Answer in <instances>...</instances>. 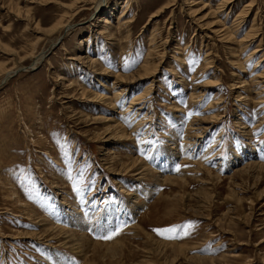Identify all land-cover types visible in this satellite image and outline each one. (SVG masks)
<instances>
[{"label": "rangeland", "instance_id": "obj_1", "mask_svg": "<svg viewBox=\"0 0 264 264\" xmlns=\"http://www.w3.org/2000/svg\"><path fill=\"white\" fill-rule=\"evenodd\" d=\"M99 1L0 0V264H264V0Z\"/></svg>", "mask_w": 264, "mask_h": 264}, {"label": "bare ground", "instance_id": "obj_2", "mask_svg": "<svg viewBox=\"0 0 264 264\" xmlns=\"http://www.w3.org/2000/svg\"><path fill=\"white\" fill-rule=\"evenodd\" d=\"M234 0H222L220 3H218L220 6H219V8L220 9H222V10H226V9H228V8H231L230 9V11H232V7H231V4H232V2H233ZM198 2H200V1H198ZM196 4V3H195ZM253 5H254V3L253 2H250V3H247V4H245V8H247L246 10H244V14L247 16L248 15V13H249V10H251V7H253ZM101 6H103V0H100L99 2H98V4H97V7H96V9H99ZM192 6V5H191ZM206 7V6H205ZM190 9V11H192L191 13H193V15H194V11H193V9H192V7H190L189 8ZM195 9V8H194ZM220 11V10H219ZM229 11V12H230ZM234 11V10H233ZM190 13V14H191ZM222 13V15H224L225 13H223V12H221ZM196 15V14H195ZM123 16V15H122ZM226 17H227V14H226ZM105 18V17H104ZM103 18V19H104ZM238 18V17H237ZM241 20V19H240ZM242 21V20H241ZM105 23L106 24H109L110 23V21H109V19L106 17L105 18ZM235 24H238V22H236ZM239 24H240V21H239ZM239 24L237 25V26H239ZM69 25L71 26V24H66L65 25V27L64 28H66L67 30H69V29H71V28H69ZM233 26V25H232ZM232 26H231V28H228V29H232ZM239 29V28H238ZM233 30V29H232ZM221 31V30H220ZM68 32V31H67ZM38 55V54H37ZM43 57H44V55L43 54H39L37 57H36V62H35V65H37L39 62H41L42 60H43ZM248 58V57H247ZM15 71L16 70H13V69H10V70H8L7 72H5V73H7L6 74V76H5V78L2 80V83H3V81H5L9 76H11V74L13 75L14 73H15ZM123 91V90H122ZM115 93V97L116 98H119L118 96H120V95H122L121 94V91L120 92H117V91H114ZM107 97L109 98V95H107ZM133 103V102H132ZM130 108V107H129ZM200 137H202V135H198L197 136V138H200ZM67 237H70L69 235L68 236H66V238ZM72 246H73V248L75 249V250H80V252H82L83 253V246H82V244L81 243H77V240H75V239H73V243H72ZM85 255V254H84Z\"/></svg>", "mask_w": 264, "mask_h": 264}, {"label": "snow or ice", "instance_id": "obj_3", "mask_svg": "<svg viewBox=\"0 0 264 264\" xmlns=\"http://www.w3.org/2000/svg\"><path fill=\"white\" fill-rule=\"evenodd\" d=\"M178 170V169H177ZM171 229H155V231L160 234V235H163L166 231H170ZM187 231H185V235H187ZM103 239H111V236H104V237H101ZM171 238V237H169Z\"/></svg>", "mask_w": 264, "mask_h": 264}, {"label": "water", "instance_id": "obj_4", "mask_svg": "<svg viewBox=\"0 0 264 264\" xmlns=\"http://www.w3.org/2000/svg\"><path fill=\"white\" fill-rule=\"evenodd\" d=\"M17 72H19V71H18V70H17V71H15V73H17ZM15 73H14V74H15ZM10 77H11V76H9L7 79H9ZM7 79H6V80H7ZM6 80H5V81H6ZM5 81H3V82H5Z\"/></svg>", "mask_w": 264, "mask_h": 264}]
</instances>
